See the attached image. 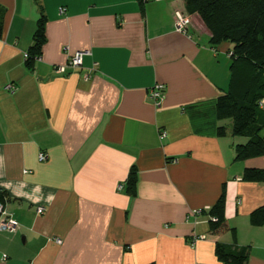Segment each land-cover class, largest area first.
Segmentation results:
<instances>
[{
	"label": "crops",
	"instance_id": "crops-1",
	"mask_svg": "<svg viewBox=\"0 0 264 264\" xmlns=\"http://www.w3.org/2000/svg\"><path fill=\"white\" fill-rule=\"evenodd\" d=\"M175 11L182 0H0V218L18 225L0 232V264H220L217 244L264 264V226L249 223L264 182L242 179L264 155L236 160L248 138L215 115L231 45L212 46L196 15L177 32ZM41 14L45 42L28 67ZM78 51L81 68L55 73ZM221 195L234 236L208 230Z\"/></svg>",
	"mask_w": 264,
	"mask_h": 264
},
{
	"label": "trees",
	"instance_id": "trees-1",
	"mask_svg": "<svg viewBox=\"0 0 264 264\" xmlns=\"http://www.w3.org/2000/svg\"><path fill=\"white\" fill-rule=\"evenodd\" d=\"M187 15H196L210 34L212 46L229 43L230 79L228 89L215 101L218 120H231L233 136L248 138L245 144L235 147V159L247 160L264 155V0H182ZM45 18L41 14L33 36L26 63L32 67L45 42ZM2 26L0 24V35ZM219 137L225 136V127L217 129ZM242 179L247 182H264V169L246 168ZM136 171L130 170L126 190L133 193ZM5 193L0 191V204L4 206ZM208 230L212 235L232 232L225 218V200L221 195L207 211ZM252 226H264V206L249 214ZM214 254L220 264H246L247 250L233 251L217 244Z\"/></svg>",
	"mask_w": 264,
	"mask_h": 264
},
{
	"label": "built area",
	"instance_id": "built-area-1",
	"mask_svg": "<svg viewBox=\"0 0 264 264\" xmlns=\"http://www.w3.org/2000/svg\"><path fill=\"white\" fill-rule=\"evenodd\" d=\"M65 9H60V13H64ZM174 25H175V30L179 33L182 34H188V31L191 26V22L189 19V16L180 11H175L174 13ZM87 54L82 51L75 52L72 57L69 59L68 63L66 65L62 66H57L55 67L54 71L55 73L59 75H66L69 71L71 70H76L82 67V57ZM24 59H28L29 56L28 54L23 55ZM38 57L34 58V61L37 60ZM5 90L8 93H13L15 90V87L13 84H8L5 87ZM164 91V87L161 84H155L150 90H149V99L153 102L155 107H158L159 102L162 99V94ZM262 104H260L261 106ZM160 139H163L165 137V133L161 132L159 135ZM46 157L43 154L39 155V160L44 161ZM123 187L121 185L118 186V189L121 190ZM45 211L44 208L40 207L37 209V214L41 215ZM4 211H3V206L0 204V216H3ZM201 212L200 211H192L191 216L197 217L200 216ZM17 223L11 219H2L0 218V232H14L17 228ZM201 236L194 235L191 237V240L189 241V246L191 249L195 248V244L197 241L201 240ZM57 243H60V240L56 241Z\"/></svg>",
	"mask_w": 264,
	"mask_h": 264
},
{
	"label": "rangeland",
	"instance_id": "rangeland-1",
	"mask_svg": "<svg viewBox=\"0 0 264 264\" xmlns=\"http://www.w3.org/2000/svg\"><path fill=\"white\" fill-rule=\"evenodd\" d=\"M224 123H228V121L226 120V121L223 122V124H224ZM243 138H244V137H243Z\"/></svg>",
	"mask_w": 264,
	"mask_h": 264
}]
</instances>
